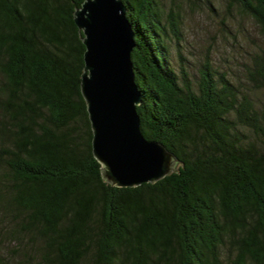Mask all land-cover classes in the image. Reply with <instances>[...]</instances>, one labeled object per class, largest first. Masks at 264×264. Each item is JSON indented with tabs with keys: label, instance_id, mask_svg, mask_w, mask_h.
Masks as SVG:
<instances>
[{
	"label": "trees",
	"instance_id": "trees-1",
	"mask_svg": "<svg viewBox=\"0 0 264 264\" xmlns=\"http://www.w3.org/2000/svg\"><path fill=\"white\" fill-rule=\"evenodd\" d=\"M84 1L0 0V207L20 263L264 264V41L241 75L209 59L178 72L179 21L162 0H123L141 129L178 164L120 187L93 151ZM232 1L264 35V0Z\"/></svg>",
	"mask_w": 264,
	"mask_h": 264
},
{
	"label": "water",
	"instance_id": "water-1",
	"mask_svg": "<svg viewBox=\"0 0 264 264\" xmlns=\"http://www.w3.org/2000/svg\"><path fill=\"white\" fill-rule=\"evenodd\" d=\"M75 22L84 34L81 88L105 180L133 187L171 174L177 157L141 129L137 106L142 93L132 58L135 32L123 0H85L75 11Z\"/></svg>",
	"mask_w": 264,
	"mask_h": 264
},
{
	"label": "rangeland",
	"instance_id": "rangeland-1",
	"mask_svg": "<svg viewBox=\"0 0 264 264\" xmlns=\"http://www.w3.org/2000/svg\"><path fill=\"white\" fill-rule=\"evenodd\" d=\"M162 2L164 21L168 23L173 17L181 26L179 36L170 33L172 60L178 72L184 66L196 73L202 62L209 59L222 71L241 75L244 63L253 52V42L264 41L256 23L240 12L232 0ZM231 29L237 33L235 37ZM177 164L174 161L172 168L176 169ZM12 227L13 223L0 207V264H21L22 261L18 240L10 231Z\"/></svg>",
	"mask_w": 264,
	"mask_h": 264
}]
</instances>
